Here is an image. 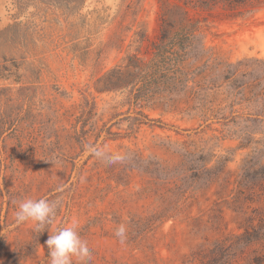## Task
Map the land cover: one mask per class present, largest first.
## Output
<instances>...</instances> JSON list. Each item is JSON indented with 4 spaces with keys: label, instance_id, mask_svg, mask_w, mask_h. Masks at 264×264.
Returning a JSON list of instances; mask_svg holds the SVG:
<instances>
[{
    "label": "rangeland",
    "instance_id": "obj_1",
    "mask_svg": "<svg viewBox=\"0 0 264 264\" xmlns=\"http://www.w3.org/2000/svg\"><path fill=\"white\" fill-rule=\"evenodd\" d=\"M162 4L0 0V264H49L50 232L72 223L96 264H264V239L236 238L240 227L264 233V177L250 168L264 144H241L221 123L204 122L193 110L202 96L163 94L140 108L127 92L97 91L129 56H151ZM208 17L207 47L222 61L264 59V0L236 13L215 8ZM141 112L154 122L136 125ZM81 138L124 166L98 161ZM177 142L229 157L227 174L189 183L175 220L139 228L138 219L161 204L142 190L149 178L138 156L177 166ZM25 199L60 201L41 235L32 222L14 219V201ZM121 226L123 245L114 238Z\"/></svg>",
    "mask_w": 264,
    "mask_h": 264
},
{
    "label": "trees",
    "instance_id": "obj_2",
    "mask_svg": "<svg viewBox=\"0 0 264 264\" xmlns=\"http://www.w3.org/2000/svg\"><path fill=\"white\" fill-rule=\"evenodd\" d=\"M261 2L163 0L160 37L153 44L151 56L144 58L140 53L129 56L125 65L100 81L97 91L127 92L129 101L139 104L140 108L143 102H150L163 94L166 97L162 99H167V95L185 94L194 99L202 96L199 106L193 110L204 122L221 123L228 132L234 131L231 135L236 136L241 144H264V59L242 60L236 64L222 61L218 52L207 47L205 29L208 16L215 8L236 13L241 7L255 8ZM139 115L141 118L136 119V125L154 122L143 112ZM108 135L113 133L108 131ZM80 141L90 145L86 138ZM171 145L173 154L181 158L177 166L157 156L147 159L138 156V169L149 178L148 185L142 190L151 193L161 204L150 216L138 219L139 228L175 220L182 213L180 205L187 199L189 183L201 179L216 183L227 174L229 157L216 156L196 142ZM215 158L216 165H212ZM250 168L254 174L264 177V154L250 163ZM239 229H244V233L236 238H246L250 242H254L252 238L255 237L264 239V233L256 228Z\"/></svg>",
    "mask_w": 264,
    "mask_h": 264
},
{
    "label": "clouds",
    "instance_id": "obj_3",
    "mask_svg": "<svg viewBox=\"0 0 264 264\" xmlns=\"http://www.w3.org/2000/svg\"><path fill=\"white\" fill-rule=\"evenodd\" d=\"M94 157L106 163L108 167H123L125 161L118 157H108L105 150L90 145L85 146ZM16 212L14 219L18 224L32 222L35 231L43 233L51 225L56 217L60 201H48L45 199H25L14 201ZM115 240L123 245L127 240V228L121 226L114 234ZM49 264H94V255L88 242L81 238L78 225L72 223L70 226L57 229L51 233L45 241Z\"/></svg>",
    "mask_w": 264,
    "mask_h": 264
}]
</instances>
